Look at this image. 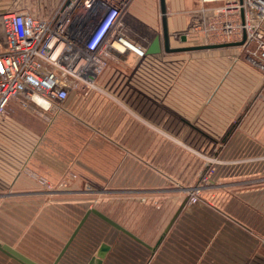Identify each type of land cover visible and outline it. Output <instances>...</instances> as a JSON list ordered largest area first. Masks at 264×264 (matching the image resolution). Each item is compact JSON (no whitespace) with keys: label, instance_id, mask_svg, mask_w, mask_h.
<instances>
[{"label":"rangeland","instance_id":"1","mask_svg":"<svg viewBox=\"0 0 264 264\" xmlns=\"http://www.w3.org/2000/svg\"><path fill=\"white\" fill-rule=\"evenodd\" d=\"M59 1L0 0V12L22 9L35 16H47L57 8ZM136 1L140 2L142 15L129 17L122 23L130 40L134 35L144 39L162 36L163 19L179 16L186 19V25L172 33L171 51L208 46L217 41L206 35L204 24L213 14L212 8L219 3L206 9L199 0H164V4L163 0H132L129 8ZM170 6L183 12L173 15ZM180 35L185 42L180 41ZM144 39L137 43L145 47ZM4 45L0 25V46ZM238 49L240 52L234 60L252 64L247 59L246 49ZM204 50L163 51L155 61H145V56L138 57L132 52L121 57L112 56L107 58L103 71L95 78L93 88L79 87L68 96L66 104L76 107L83 121L95 119L103 140H119L111 136V130L122 127L124 132L123 127H127V183H41L43 178L30 170L28 162L32 151L42 144L43 115L21 106L18 99L11 100L0 117V238L4 236V242H11L33 259L43 261V244L54 242L61 227L66 241L89 208H96L133 231L137 226H140V232L142 227L149 229L151 235V225L154 223L161 229L168 225L184 202L177 219L189 220L187 227L192 225L189 227L193 231L186 234V239L193 242L201 235L199 240L202 241V248L191 255V263L185 264H216L202 259L203 246L214 239L238 240L239 264H264V147L252 146L245 151L232 149L235 133L246 124L243 118L258 100L247 103L240 117L230 116L224 121L221 133L216 113L209 112L205 116L199 111L208 96L210 101L214 99L215 88L205 87V83L211 85L221 79L219 72L222 70L216 67L213 52ZM174 58L182 62H174ZM142 62L145 65L139 67ZM258 87L256 96L261 84ZM212 108L215 110V106ZM184 110L192 118L180 119L185 116ZM141 116L144 123L138 121ZM145 122L148 126L154 124L156 131L153 134ZM232 162L241 167L231 170L225 165L226 171L221 173L222 164ZM248 165L252 167L250 172ZM248 174L257 182H247ZM26 178L35 184L32 189L42 193L21 194L25 190L19 189L18 183ZM238 181L240 183H234ZM58 190H70L74 194L59 198L43 195L45 191ZM90 217L85 227L92 230L84 236L82 233L79 238L84 251H90V254L80 255L84 251L79 250L75 253L78 258L64 257L59 264H86L91 251L106 238L102 231L106 226L96 230L98 221ZM213 220L215 223L207 228L200 225H208ZM228 228L237 232L231 233ZM115 240V246L124 247L125 237L119 235ZM0 264L19 263L10 258Z\"/></svg>","mask_w":264,"mask_h":264},{"label":"crops","instance_id":"2","mask_svg":"<svg viewBox=\"0 0 264 264\" xmlns=\"http://www.w3.org/2000/svg\"><path fill=\"white\" fill-rule=\"evenodd\" d=\"M139 5L140 2L138 3L137 1L135 5L132 4V6L127 10V13L125 14L126 16H124L125 21L129 17L138 18L140 15H142L141 11L139 10ZM174 9L175 8L173 6H170V10H167H169L173 15L174 13L183 12L182 10L178 11ZM161 10L164 12V9ZM184 25H186V19H180L179 16L163 19L162 36H159L162 48L161 52H176V50H170L172 49V42L174 40L172 33L177 31L179 26L183 27ZM164 27L168 38L169 51H166L163 46ZM261 31L264 34V22L261 26ZM155 36L157 35H154L150 39L148 37L144 39L141 36L138 37L137 35H134V38H131L132 40L139 43H142L141 41L144 39L146 45L145 47H148ZM180 38L181 42L186 41L182 35H180ZM238 48L239 46H229L204 50L213 52L212 54L216 59L215 65L216 67L222 68V70L219 72L221 79H216L213 83L211 82V85L208 82L205 83V87L210 89L211 87L215 88L214 99L212 100L211 98L210 101V97L208 96L204 103H202L203 107L199 108V111H203L205 116L209 112H215L217 115L216 121H220V124L217 123V125L219 126L218 128H220L221 133V129H223L225 125L224 121H228L230 116L240 117L241 111H245V105L251 100L255 99L257 87L262 84L261 82L264 79V72L260 71L254 65L246 62L245 60H234V56L240 52ZM183 49L184 48L178 49L177 52H185ZM161 52L155 55H145V61L157 60L159 56H161ZM229 57H231V59H229ZM176 60H179L178 62L181 61V59L174 58V62H176ZM143 65H145V62H142L139 67H143ZM201 84L203 85V82H201ZM212 94L213 93H211V95ZM213 106H215V110L212 108ZM76 111H78L76 107L67 105L64 107V111L62 112L52 115H50L51 113H46L43 116V134L41 133L43 135L41 138L42 144H39L38 147L32 151L33 154L30 156L28 162L30 170H32V172L34 171L35 175L38 174L37 176H41L48 185H57L61 181L70 184L80 183L81 181L93 184H108L115 182L127 183V127H123L124 132H122V127L111 130V136L118 137V142L115 141V138L114 140H103L101 137V131L97 130L96 128L95 119L92 121L88 119V121L85 122L83 121L81 114L77 113ZM184 112L185 116L179 117L180 119L186 120L185 118H192V116H189L186 110H184ZM255 114H257L258 117ZM246 116V118L244 117L245 119L243 118V121L246 122V124H244V126H242V128L235 133V138L232 140L233 150L235 149L237 151H245L249 147H256L257 145H259L260 148L261 146L264 147V101L259 99L258 102L254 104L253 110L250 113L248 112ZM174 118H176V115ZM138 121L144 123V118L142 117ZM123 124L125 126L127 125V116L126 119L123 120ZM145 125L147 127L150 126H148V123L146 124V122ZM151 125V134H153V132L156 131V128L154 127L153 123H151ZM220 132L217 133L220 134ZM135 149H137V147ZM222 165L223 166L221 168L223 172L221 173H225V165L231 167V170L241 167L236 162L228 164L223 163ZM251 168L252 167L248 165V172H250ZM248 176L249 178L247 179V182H257L255 181L257 179L251 178L250 174H248ZM234 183H240V181ZM18 185L19 189L25 190L21 192V194L29 193L34 195L42 193L41 191H38L39 189H32L35 188V184L33 181L27 178L21 179ZM73 194L74 192L70 190L43 192V195L45 196L55 195L57 198L63 195ZM57 209L58 206H56V210ZM53 210H55V208H53ZM91 217L98 221V225L95 227L97 228L96 230L99 228L102 229V225L107 227V229L106 227H103L105 229H102L103 232L105 231L106 238H104L103 241H101L97 246L98 248L101 243H107L110 245V250L102 264H185L191 263V255L198 253V249L202 248L200 244L202 241L199 240V236L201 235L195 237V241L193 242L189 239H186V234H190L189 232L193 231V229L189 227H192V225L187 227L186 222L189 220L184 218L176 219L167 233H165V229L168 225L161 229L156 227V225L153 223V225H151V235L149 234L150 230L144 229V227L141 228L142 232H140V226H137L136 230L133 231L132 229H129L123 225L125 229L133 233L151 247V249H148L131 238L116 231L95 216L91 215ZM213 223H215L214 220L212 223H208V225H200L204 228H207V226ZM85 224L70 245L69 249L66 251L63 258H68V256L72 259L78 258L75 253L79 250H85L79 238L82 233L84 236L85 232L87 233L92 230H90L88 227H85ZM228 227H230V225H228ZM231 228H235L234 225H231ZM56 229L58 231V228ZM222 231L223 230H219V232ZM229 231L231 233H234V231L237 232L236 229H229ZM59 232V236L56 233L54 242L43 244V261H37L33 259L31 256H29V254L13 246L11 242H4V236L0 238V244L4 243L13 247L38 264L40 262H43V264H52L66 242L64 241L62 227L60 228ZM223 233L226 232L224 231ZM119 235L126 238V240H124V247L122 245H114V242L116 241L115 239L116 237L118 238ZM208 243L210 244V242ZM209 244H205V246H203L204 257H202V259L216 264L240 263V242L238 240L234 241L231 239L230 241H217L214 239L211 244ZM97 248L91 251L92 254L87 258L86 264L92 256H95ZM83 253L90 254V251H84L79 254L83 255ZM224 253L227 254L224 255ZM63 258L59 261V263H62ZM8 260H10V258L0 252V263H5Z\"/></svg>","mask_w":264,"mask_h":264},{"label":"built area","instance_id":"3","mask_svg":"<svg viewBox=\"0 0 264 264\" xmlns=\"http://www.w3.org/2000/svg\"><path fill=\"white\" fill-rule=\"evenodd\" d=\"M131 1L60 0L47 16L22 9L0 12L5 43L0 46V117L13 99L43 116L62 112L77 88H93L107 58L129 52L144 57L147 47L123 31ZM199 2L206 9L220 4L204 24L206 35L217 40L211 44L242 41L247 59L264 72V0ZM255 99L264 101V79Z\"/></svg>","mask_w":264,"mask_h":264},{"label":"water","instance_id":"4","mask_svg":"<svg viewBox=\"0 0 264 264\" xmlns=\"http://www.w3.org/2000/svg\"><path fill=\"white\" fill-rule=\"evenodd\" d=\"M182 40H183V38H182ZM241 44H242V41L238 42V43H223V44H213V45H208V46L189 47V48H185L183 50L184 51H193V50H202V49H215V48H223V47H229V46H239ZM163 46H164V49L166 51H169V43H168V38H167L166 31H165V27H164V44H163ZM161 50H162V48H161V43H160V37L155 36L154 39L151 41V43L146 48L145 55L159 54L161 52ZM184 206H185V203L183 202L180 205L179 209L174 214V216L172 217L171 221L169 222L167 228L165 229V233L168 232V230L170 229V227L172 226L174 221L177 219L179 213L181 212V210L183 209ZM91 215L95 216L96 218H98L99 220L104 222L105 224L109 225L110 227H112L116 231L122 233L123 235L131 238L132 240L136 241L137 243L141 244L142 246H145L146 248L151 249V247L149 245H147L145 242H143L141 239H139L133 233H131L130 231L125 229L123 226H121L120 224H118L117 222H115L114 220L109 218L107 215H105L101 211L97 210L96 208H89L84 212L83 216L80 218L76 227L71 232L70 236L68 237V239L64 243L62 249L59 251L58 255L56 256V258L52 264H58L59 261L63 258L66 251L69 249L70 245L72 244V242L74 241V239L78 235L79 231L81 230V228L83 227V225L86 223V221L88 220V218ZM109 250H110L109 244L101 243L96 250L95 256H92L89 259V261L87 262V264H102L107 253L109 252ZM0 252L5 254L9 258L15 260L19 264H38V263L34 262L33 260H31L30 258L23 255L22 253H20L19 251H17L16 249H14L13 247H11L7 244H4V243L0 244Z\"/></svg>","mask_w":264,"mask_h":264},{"label":"bare ground","instance_id":"5","mask_svg":"<svg viewBox=\"0 0 264 264\" xmlns=\"http://www.w3.org/2000/svg\"><path fill=\"white\" fill-rule=\"evenodd\" d=\"M126 44H127V46H128L127 48H130V44H128V43H126Z\"/></svg>","mask_w":264,"mask_h":264}]
</instances>
